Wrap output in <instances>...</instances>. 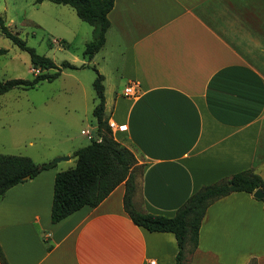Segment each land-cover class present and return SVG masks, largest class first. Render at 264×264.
Listing matches in <instances>:
<instances>
[{"label": "crops", "instance_id": "obj_1", "mask_svg": "<svg viewBox=\"0 0 264 264\" xmlns=\"http://www.w3.org/2000/svg\"><path fill=\"white\" fill-rule=\"evenodd\" d=\"M108 17L105 44L124 88L139 85L137 96L123 88L113 99L105 86L113 135L137 158L136 208L171 217L203 185L246 169L264 179V0H114ZM86 125L91 140L97 126ZM54 168L0 197L9 264H176L174 233L135 224L124 183L53 222ZM259 220L264 202L251 193L216 200L184 264H228Z\"/></svg>", "mask_w": 264, "mask_h": 264}, {"label": "rangeland", "instance_id": "obj_2", "mask_svg": "<svg viewBox=\"0 0 264 264\" xmlns=\"http://www.w3.org/2000/svg\"><path fill=\"white\" fill-rule=\"evenodd\" d=\"M0 14L27 45L55 62V68L43 72L60 70L52 81L43 80L33 88H13L0 94V153L53 163L58 157L69 156L68 150L90 141V133L80 134V127L88 128L86 124L95 122L96 69L104 75L106 95L111 99L124 88L125 81L120 79L116 61L110 56V44H104L92 58L84 55L86 43L93 39V26L82 20L71 5L50 0H0ZM0 48L8 50L0 54V80L33 79L40 73L33 68L30 54L1 32ZM66 62L73 66H66ZM72 130L80 134L76 137L79 141L69 137ZM75 164L72 151L71 158L58 161L56 168L66 170ZM261 222L258 231L251 232L244 253L232 254L228 264H264Z\"/></svg>", "mask_w": 264, "mask_h": 264}, {"label": "trees", "instance_id": "obj_3", "mask_svg": "<svg viewBox=\"0 0 264 264\" xmlns=\"http://www.w3.org/2000/svg\"><path fill=\"white\" fill-rule=\"evenodd\" d=\"M50 1L71 5L82 20L93 26V39L86 43L84 49V55L92 58L105 44L106 32L111 24L108 14L113 8L114 0ZM0 32L9 37L22 50H26L30 54L33 68L40 70V73H37L33 79L0 80V94L13 88H33L43 80L52 81L60 75L59 69L51 73L43 72L44 69L55 68V62L39 54L34 47L27 45L25 40L8 27L1 14ZM7 51L6 48H0V54H5ZM64 64L73 66L67 62ZM96 71L97 76L93 82L97 99L93 109L97 126L95 138L74 152L76 158L74 167L56 173L51 219L53 222H59L86 205L95 207L120 183H124V208L133 222L150 231L174 233L178 244L176 264H184L188 246L195 249L199 244L201 223L209 206L235 191L253 194L257 188L264 190V179L252 169H246L203 185L171 217L137 209L134 204L137 169L139 168L137 158L129 147L123 145L113 135L108 117L105 115L104 75L97 69ZM55 165L52 162L37 163L26 155L0 153V197L12 186L26 181V176L34 178L43 170ZM262 201L264 202L263 199ZM0 263L9 264L1 244Z\"/></svg>", "mask_w": 264, "mask_h": 264}, {"label": "built area", "instance_id": "obj_4", "mask_svg": "<svg viewBox=\"0 0 264 264\" xmlns=\"http://www.w3.org/2000/svg\"><path fill=\"white\" fill-rule=\"evenodd\" d=\"M38 71H39V69H38ZM138 88H139V85H138L137 82L129 83L124 88V94L127 95V96L135 97V96H137L139 94ZM109 125H110L111 129L115 128V124L113 122L110 121ZM151 264H155V261H151Z\"/></svg>", "mask_w": 264, "mask_h": 264}, {"label": "water", "instance_id": "obj_5", "mask_svg": "<svg viewBox=\"0 0 264 264\" xmlns=\"http://www.w3.org/2000/svg\"><path fill=\"white\" fill-rule=\"evenodd\" d=\"M70 157L69 156H62V157H58L56 158L53 163H57L58 161L60 160H67L69 159ZM30 176H26L25 179H29ZM253 196L255 198H258V199H263L264 200V190L262 188H257L254 192H253Z\"/></svg>", "mask_w": 264, "mask_h": 264}]
</instances>
